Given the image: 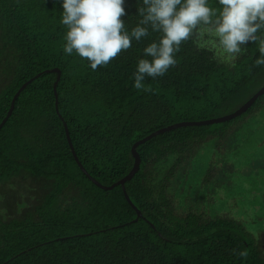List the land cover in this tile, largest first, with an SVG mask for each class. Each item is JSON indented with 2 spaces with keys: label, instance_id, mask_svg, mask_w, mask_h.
<instances>
[{
  "label": "trees",
  "instance_id": "16d2710c",
  "mask_svg": "<svg viewBox=\"0 0 264 264\" xmlns=\"http://www.w3.org/2000/svg\"><path fill=\"white\" fill-rule=\"evenodd\" d=\"M126 7L131 29L138 0ZM61 15L58 0H0V125L34 79L0 129V264H264L259 231L248 229L264 219L243 216L249 208L234 199L247 186L239 176L231 175L237 193L225 205L234 215L211 218L194 205L183 211L194 192L174 186L178 172L202 155L209 162L200 163L204 181H211L217 148L240 128L262 134L246 168L264 160V115L257 114L264 94L236 118L180 127L139 145V170L116 185L135 165L137 142L174 124L236 112L264 87L254 45L229 69L184 44L177 65L138 92L130 77L158 34L93 71L75 53L64 54ZM54 69L61 73L56 91Z\"/></svg>",
  "mask_w": 264,
  "mask_h": 264
},
{
  "label": "clouds",
  "instance_id": "9594fccd",
  "mask_svg": "<svg viewBox=\"0 0 264 264\" xmlns=\"http://www.w3.org/2000/svg\"><path fill=\"white\" fill-rule=\"evenodd\" d=\"M60 23L67 29L63 52L88 62L93 70L106 67L122 52L153 33L158 38L142 49L130 79L138 92L151 89L146 81L163 77L178 63L184 44L211 53L229 69L254 45V67H264V0H138L135 26L126 19L128 0H58ZM233 252L241 258L246 250Z\"/></svg>",
  "mask_w": 264,
  "mask_h": 264
},
{
  "label": "rangeland",
  "instance_id": "374dc122",
  "mask_svg": "<svg viewBox=\"0 0 264 264\" xmlns=\"http://www.w3.org/2000/svg\"><path fill=\"white\" fill-rule=\"evenodd\" d=\"M263 110V109H262ZM257 113L264 115V111ZM224 116V115H223ZM221 117V116H220ZM262 134L257 133L251 127L237 129L236 132L228 138L224 143L217 148L218 163L215 169L214 177L208 183H205V175L207 173L206 166L200 164L206 160L202 155L199 162L192 163L187 168L183 167L177 174L174 181V186L178 191L186 194L194 192L195 199L187 201L184 198V206L181 210H187L192 205L196 210L206 211L209 217H215L220 212L234 215L237 213L236 208L225 210V205L231 203L232 194L235 183H231V175L238 177V181L245 184V190L238 191V197L235 200H240V204L246 205L247 211H243V216L256 217L264 219V160L258 161L246 168L248 160L246 158L251 153H258L256 143L260 142ZM264 155V147L259 149ZM235 159L234 163L230 161ZM209 163L207 160L205 161ZM243 171V173H242ZM233 179V176H232ZM236 180V178H234ZM235 182V181H233ZM239 192H242L239 195ZM237 193V192H236ZM185 194V195H186ZM227 194L228 199H223L221 195ZM219 195V197H218ZM218 197V200H215ZM221 214V213H220ZM264 220L260 223L249 224V230H258L259 243L264 248Z\"/></svg>",
  "mask_w": 264,
  "mask_h": 264
},
{
  "label": "water",
  "instance_id": "95a60500",
  "mask_svg": "<svg viewBox=\"0 0 264 264\" xmlns=\"http://www.w3.org/2000/svg\"><path fill=\"white\" fill-rule=\"evenodd\" d=\"M57 71L59 73V77L55 83V91H56V88H57V85H58V82L60 80V76H61V73L60 71H58L57 69H54L52 72H55ZM34 79L30 80L29 82H27L26 84L23 85V87L19 90V92L16 94L13 102H12V105H11V109L8 113V116L5 118V120L2 122V124L0 125V129L2 128V126L5 124V122L8 120V118L10 117V115L12 114L13 110H14V104H15V101L16 99L18 98L20 92L25 89ZM264 94V87L262 89H260L249 101H247L238 111L236 112H233V113H230L228 115H225V116H222V117H218V118H215V119H211V120H207V121H200V122H183V123H178V124H174L172 126H169L167 128H163V129H160L154 133H152L151 135H149L148 137H146L145 139L137 142L134 146H133V149H132V152H133V155L135 157V165L132 169V171L129 173V175L127 177H125L124 179H122L120 182H118L116 185H122L124 187L126 181L130 180L135 174L136 172L139 170L140 168V156L139 154L137 153V148L139 145L145 143L146 141L152 139V138H155L165 132H168V131H171V130H174V129H178L180 127H184V126H194V125H213L215 123H220V122H223V121H228V120H231L233 118H236L238 116H240L241 114H243L244 112H246L250 107L253 106V104L257 101V99L259 97H261L262 95ZM58 105H59V102H58V96H57V101H56V107L58 109ZM65 129H66V134H67V138L69 140V143H70V146L72 148V151H73V154L75 156V159L76 161L79 163V165L82 167L83 170H85L83 168V166L81 165V163L79 162V159L77 158L76 156V153H75V150H74V146L72 144V141H71V137H70V133H69V130H68V127L67 125L65 124ZM97 185H100L98 182L94 181ZM101 187H103L102 185H100ZM105 189H107L108 187H103ZM128 201L131 203L130 199L128 196H126ZM132 204V203H131ZM133 205V204H132ZM136 208V207H135ZM140 215V213H139Z\"/></svg>",
  "mask_w": 264,
  "mask_h": 264
}]
</instances>
